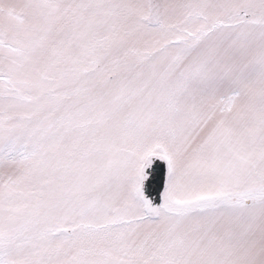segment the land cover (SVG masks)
I'll return each mask as SVG.
<instances>
[{"label": "snow or ice", "instance_id": "snow-or-ice-1", "mask_svg": "<svg viewBox=\"0 0 264 264\" xmlns=\"http://www.w3.org/2000/svg\"><path fill=\"white\" fill-rule=\"evenodd\" d=\"M0 264H264V0H0Z\"/></svg>", "mask_w": 264, "mask_h": 264}, {"label": "water", "instance_id": "water-1", "mask_svg": "<svg viewBox=\"0 0 264 264\" xmlns=\"http://www.w3.org/2000/svg\"><path fill=\"white\" fill-rule=\"evenodd\" d=\"M162 175H163V168L158 163L153 169V177L151 183L148 186L149 194L153 199H156L157 193L161 187Z\"/></svg>", "mask_w": 264, "mask_h": 264}]
</instances>
